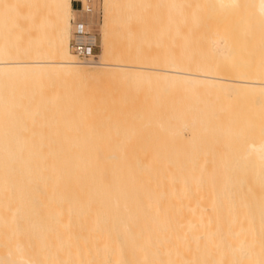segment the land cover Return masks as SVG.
<instances>
[{"label":"bare ground","instance_id":"bare-ground-1","mask_svg":"<svg viewBox=\"0 0 264 264\" xmlns=\"http://www.w3.org/2000/svg\"><path fill=\"white\" fill-rule=\"evenodd\" d=\"M2 1L0 264H264V0H203L205 26L166 0L157 46L111 42L151 1L103 0L88 62L71 0Z\"/></svg>","mask_w":264,"mask_h":264},{"label":"rangeland","instance_id":"rangeland-1","mask_svg":"<svg viewBox=\"0 0 264 264\" xmlns=\"http://www.w3.org/2000/svg\"><path fill=\"white\" fill-rule=\"evenodd\" d=\"M0 1H2V0H0ZM72 1V0H71ZM137 1V0H136ZM149 1H151V8H149L148 10H149V12H150V14L148 13V14H146V15H144L142 18L140 17H138L139 18V20H138V18L137 19H133V22H130V24H127V25H129V26H131V27H133V28H135V29H132L131 31H132V34H130V32L128 33V35L127 34H118L117 32L115 33V32H113V33H115V35H117V37L113 34V36H115V37H111V42L113 43V42H115V41H117L118 42V44H123V45H125V42H131L130 41V39H129V37L131 38V40H132V37L131 36H133L134 37V39H136L137 40V43H138V41L140 40H142L143 41V39L145 38H147V41L148 40H150L151 41V44L153 45V46H157V41H160V42H167L170 38H169V36H170V32H169V34H165V28H163L164 30H162L161 28L162 27H164V26H166V23H167V17L165 16L166 14L164 13V12H166L165 10L167 9L166 7V5L165 4H168V3H165V2H167L166 0H149ZM154 3H153V2ZM165 1V2H164ZM182 1V0H181ZM201 1H203V0H193V1H185V0H183L182 1V3H181V7H183V8H187V7H189V8H187L186 10H188V12L190 11V12H192V15H194V13H195V15L196 16H198V18H199V20H197L198 22V24H199V26H205L204 24H203V19H205V20H207L208 18L210 19V17L211 16H209L208 18H207V16L205 15V13H207L208 12V10H209V7H210V4H209V6L207 5L208 4V2L210 3V1H206V3H204V1L203 2H201ZM240 1H245V0H240ZM3 2V1H2ZM1 2V3H2ZM93 2H94V8H95V14H96V19L94 20V18H93V20H92V23L90 24V27H89V29H92V30H95L96 31V33L98 34V48H97V50H96V55H97V59H99L100 58V56H101V46H102V41H101V30H100V25H101V20H102V9H103V0H93ZM189 2V3H188ZM191 2H195V3H193L194 5H192V3ZM199 4H198V3ZM153 3V4H152ZM163 3V4H162ZM185 3H186V5H189V6H186L185 5ZM191 3V4H190ZM87 4V3H86ZM156 4V5H155ZM152 5H153V7H152ZM164 5V6H163ZM185 5V6H184ZM204 5H207L208 6V10L206 9V7L207 6H204ZM87 6V5H86ZM85 6V7H86ZM168 6H169V4H168ZM193 6H195V7H193ZM155 7V8H154ZM164 8V9H163ZM191 8V9H190ZM199 8V9H198ZM245 8V10H247V6H245V7H243V9ZM151 9V10H150ZM154 9V10H153ZM196 9V10H195ZM200 9H202V11L200 10ZM204 9H206V11L207 12H204L205 10ZM157 10H159V11H157ZM197 10H200V11H197ZM204 10V11H203ZM146 11H147V9H146ZM152 11H153V13H152ZM154 11L156 12V13H154ZM164 11V12H163ZM199 12V13H198ZM161 13V14H160ZM163 13H164V16L166 17H162V15H163ZM152 14H154V15H152ZM149 15V17L148 18H146V16H148ZM194 15V16H195ZM203 16V19L201 20V18H202V16ZM212 15V14H211ZM215 15V14H214ZM214 15H212L213 16V18H215V17H217V16H215L214 17ZM224 15H226L225 13H224ZM229 15L230 14H228V16H227V19L226 18H221V17H219V18H221L222 20H223V22L221 21V23H223L224 24V26L221 24V26H223V27H225L224 29L226 30L227 28H230L231 27V30L230 29H227V32L230 30V32L233 34V36H232V38H234V39H238L237 37H239V39L238 40H242L241 38L243 37L245 40H247V39H249V37L251 36V33L252 32H249V30H247V28L249 29V27H248V25H251V23L252 24H254L255 22L257 23L258 22V18H255V17H244V19L242 18V16H241V18L239 19V17L237 18V23L235 22L234 23V21L233 20H235L236 21V19H235V17H234V19L233 18H231V17H229ZM195 16V17H196ZM238 16V15H237ZM240 16V15H239ZM134 17H137L136 15L134 16ZM150 17H152L151 19H150ZM229 17V18H228ZM126 18H129V17H126ZM133 18V17H132ZM144 18L146 19V20H144ZM141 19L143 20V22L141 21ZM159 19H161V21H159ZM163 19L164 20H166V21H164V22H166V23H164L163 22ZM191 19H193V18H191ZM208 19V20H209ZM211 19H212V17H211ZM232 19V20H231ZM243 19V20H242ZM257 19V20H256ZM147 20H149V22H147V25H148V29H147V25H144L145 26V28H143L144 30L145 29H147L148 31H144L143 29H142V26H141V28L140 27H138L137 26V21L139 22H141L142 23V25H143V23L144 24H146L145 22L147 21ZM152 20V21H151ZM194 20V19H193ZM204 20V21H205ZM130 21H132V19H130ZM135 21V22H134ZM228 21V22H227ZM233 21V22H232ZM245 21V22H244ZM251 21H253V22H251ZM139 22V23H140ZM150 22H151V24L152 25H150ZM162 22L164 23V26L162 25ZM200 22H202L201 24H200ZM226 22V23H225ZM231 22V23H230ZM71 23H72V26H71V35H70V40L72 39V36H73V34H74V32L76 31V29L78 28L77 27V25H76V23H73V21H72V14H71ZM129 23V22H128ZM194 23H195V21L193 22V23H191L190 24V27H189V33H191V36H193V37H191L190 39L191 40H194L193 42H195V43H198L202 38H204V37H206V35L208 36V34H210V33H208V34H205V33H207L206 31H207V29H205V32L202 30L203 29V27H198V24L197 23H195V25H194ZM212 23V22H211ZM233 23H234V25H233ZM241 23H245L244 25L245 26H242L241 25ZM231 24V25H230ZM132 25H134V26H132ZM151 27H150V26ZM191 25H194V26H196L197 25V27L199 28V29H197L196 27L195 28H191ZM210 25V24H209ZM211 25H213V26H210L211 28H212V30H211V33L212 32H215L216 31V29H218V26H216L215 25V22H213ZM217 25H219V24H217ZM229 25V26H228ZM236 25H238V26H236ZM121 26H123L124 27V25L123 24H121ZM128 26V27H129ZM157 26H160V27H157ZM138 27V28H137ZM193 27V26H192ZM207 28H208V26H206ZM214 27V28H213ZM217 27V28H216ZM235 27V28H234ZM130 28V27H129ZM187 29H188V27H186ZM193 29V30H191V29ZM202 28V29H201ZM211 28H209L208 30H210ZM216 28V29H215ZM233 28V29H232ZM237 28V29H236ZM140 29H142L141 31H140ZM187 29H185V31H187V35L188 36H190V34L188 33V30ZM215 29V30H214ZM223 29V31H224V33H225V35L227 34V37H230L231 36V34H230V32H225V30ZM235 29V30H234ZM240 29H241V31H240ZM242 29H243V31H245V32H243L242 31ZM161 32H160V31ZM167 30V29H166ZM191 30V31H190ZM195 30V31H194ZM200 30V31H199ZM234 30V31H233ZM135 32V36L133 35V33ZM164 31V32H163ZM147 32V33H146ZM200 32V33H199ZM235 34H234V33ZM241 32V33H240ZM247 32V33H246ZM148 33H149V35H148ZM161 33H163V35H164V39H163V35H160ZM246 33V34H245ZM148 36H150V37H146L147 35ZM193 34V35H192ZM201 34V35H200ZM238 34H240V35H238ZM247 34H248V36H247ZM126 35V36H125ZM165 35H167V36H165ZM211 35V34H210ZM125 36V37H124ZM160 36H161V39H160ZM199 36H200V38H199ZM119 37V38H118ZM128 37V38H127ZM168 37V38H167ZM158 38L160 39V40H158ZM125 40V41H121V40ZM163 39V40H162ZM198 40V41H196V40ZM243 39V40H244ZM122 42H120V41ZM136 40H134L135 42H136ZM154 40V41H153ZM162 40V41H161ZM167 40V41H166ZM133 41V42H134ZM140 41H139V43H140ZM145 42H146V40H144ZM143 41V42H144ZM203 41V40H202ZM117 42L115 43V44H117ZM127 42V43H128ZM145 42H144V44H145ZM126 43V44H127ZM156 43V44H155ZM141 44V43H140ZM146 44H147V42H146ZM150 44V43H149ZM150 44V45H151ZM162 45V44H161ZM163 46V45H162ZM156 49V48H155ZM161 50H162V52H161V55L164 53V46L162 47V48H160ZM73 52V51H72ZM76 57V56H75ZM76 59L78 60V61H80L77 57H76Z\"/></svg>","mask_w":264,"mask_h":264},{"label":"built area","instance_id":"built-area-1","mask_svg":"<svg viewBox=\"0 0 264 264\" xmlns=\"http://www.w3.org/2000/svg\"><path fill=\"white\" fill-rule=\"evenodd\" d=\"M83 9L91 12V8L87 4L84 7L83 0H80ZM77 29L71 39V49L81 61H96V50L98 48V34L95 30L89 29L87 24H76Z\"/></svg>","mask_w":264,"mask_h":264},{"label":"crops","instance_id":"crops-1","mask_svg":"<svg viewBox=\"0 0 264 264\" xmlns=\"http://www.w3.org/2000/svg\"><path fill=\"white\" fill-rule=\"evenodd\" d=\"M87 3L89 7L91 8V12H86L81 3L80 0H72L71 6H72V21L76 24H87L90 26L92 23V20L96 19V12L94 8V2L93 0H87Z\"/></svg>","mask_w":264,"mask_h":264}]
</instances>
